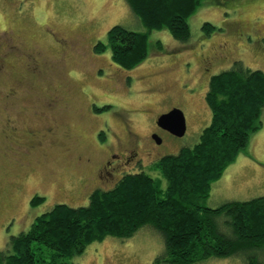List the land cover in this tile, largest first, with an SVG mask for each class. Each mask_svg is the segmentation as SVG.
Segmentation results:
<instances>
[{
	"label": "rangeland",
	"instance_id": "1",
	"mask_svg": "<svg viewBox=\"0 0 264 264\" xmlns=\"http://www.w3.org/2000/svg\"><path fill=\"white\" fill-rule=\"evenodd\" d=\"M205 23L217 28L210 38ZM189 24L188 43L167 29L153 31L146 61L126 71L109 49L94 51L116 25L147 32L126 0H0V250L57 204L87 206L94 190L113 188L127 173L143 171L166 186L154 165L200 142L212 119L206 103L211 77L236 61L264 72V0H203ZM173 109L186 119L183 137L157 125ZM261 121L262 129L213 184L207 207L264 197V111ZM156 134L162 145L155 144ZM109 159L111 170L122 165L114 182L98 175ZM35 196L46 202L31 207ZM163 251L162 237L145 227L125 241L94 243L66 262L155 264Z\"/></svg>",
	"mask_w": 264,
	"mask_h": 264
},
{
	"label": "trees",
	"instance_id": "2",
	"mask_svg": "<svg viewBox=\"0 0 264 264\" xmlns=\"http://www.w3.org/2000/svg\"><path fill=\"white\" fill-rule=\"evenodd\" d=\"M202 1L126 0L147 32L116 25L94 51L101 55L109 49L114 64L133 71L148 58L153 31L167 29L181 43L191 40L189 19ZM216 30L210 23L203 26L208 38ZM158 48L163 50L161 42ZM206 103L212 119L200 142L154 165L166 186L143 171L127 173L113 188L94 190L87 206L57 204L37 217L28 232L10 238L7 249L0 250V264H69L94 243L125 241L145 227L163 239L164 251L155 264H203L234 256L264 264V197L214 209L205 205L213 184L263 127L264 72L236 61L211 77ZM105 137L103 132L102 142ZM45 202L35 196L31 207Z\"/></svg>",
	"mask_w": 264,
	"mask_h": 264
},
{
	"label": "water",
	"instance_id": "3",
	"mask_svg": "<svg viewBox=\"0 0 264 264\" xmlns=\"http://www.w3.org/2000/svg\"><path fill=\"white\" fill-rule=\"evenodd\" d=\"M157 125L176 137H183L187 130L186 119L182 111L179 109H173L170 112L161 115L158 119ZM153 139L158 145L162 144V138L159 135H153Z\"/></svg>",
	"mask_w": 264,
	"mask_h": 264
},
{
	"label": "flooded vegetation",
	"instance_id": "4",
	"mask_svg": "<svg viewBox=\"0 0 264 264\" xmlns=\"http://www.w3.org/2000/svg\"><path fill=\"white\" fill-rule=\"evenodd\" d=\"M79 111H81L82 110V108H79L78 109ZM160 128V127H159ZM161 129V131H163L164 133H169V134H171L170 132H168V131H166V130H164V129H162V128H160ZM157 135H159V134H157ZM160 137H161V135H159ZM37 138H38V136H37ZM162 138V144H163V142H164V139H163V137H161ZM154 142H155V144H157L156 143V141L154 140ZM161 144V145H162ZM158 145V144H157ZM71 151L73 152V150L72 149H68V153L69 154H71ZM112 158H114V157H112ZM82 158L80 157L79 158V160H81ZM129 160V159H128ZM113 165L114 164V160L112 159V160H108L107 161V163H104L103 165H102V167H101V169H99V171H98V175L101 177V175L103 176L104 174H106L107 173V175H109V176H111V180H109L108 182H114L115 181V179H116V177H117V175H119V173L122 171L121 169H120V167L122 166L121 164H116L115 165V167H113V170H111L110 169V165Z\"/></svg>",
	"mask_w": 264,
	"mask_h": 264
}]
</instances>
